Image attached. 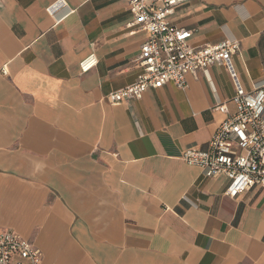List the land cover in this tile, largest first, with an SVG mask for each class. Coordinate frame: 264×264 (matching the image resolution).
I'll return each mask as SVG.
<instances>
[{
  "label": "crops",
  "instance_id": "1",
  "mask_svg": "<svg viewBox=\"0 0 264 264\" xmlns=\"http://www.w3.org/2000/svg\"><path fill=\"white\" fill-rule=\"evenodd\" d=\"M0 0V226L43 264H264V187L236 198L224 175L182 159L205 150L235 84L214 64L110 103L133 83L147 34L125 0ZM170 21L196 47L239 41L245 89L264 84V0H188ZM95 54L98 63L82 72Z\"/></svg>",
  "mask_w": 264,
  "mask_h": 264
},
{
  "label": "built area",
  "instance_id": "2",
  "mask_svg": "<svg viewBox=\"0 0 264 264\" xmlns=\"http://www.w3.org/2000/svg\"><path fill=\"white\" fill-rule=\"evenodd\" d=\"M132 12L130 26L147 34L137 57L141 69L136 80L107 95L110 103L142 98L148 89H158L173 82L181 89L188 74L206 71L214 64L227 67L235 84L231 111L227 102L214 107L225 115L205 150L193 147L182 152V159L203 169L207 177L224 175L228 179L225 193L232 198L256 185L264 187V84L245 89L239 82L232 56L239 41L226 39L218 44L193 46V30L170 21L176 7L188 0H125ZM65 7L57 0L48 7L50 13ZM98 63L95 54L81 61L82 72ZM0 264H43L41 251L30 240L0 226Z\"/></svg>",
  "mask_w": 264,
  "mask_h": 264
}]
</instances>
